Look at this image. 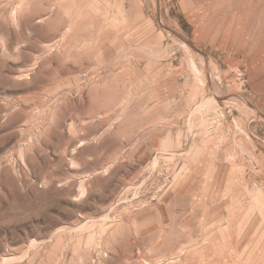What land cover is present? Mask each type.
Wrapping results in <instances>:
<instances>
[{
	"label": "rangeland",
	"instance_id": "374dc122",
	"mask_svg": "<svg viewBox=\"0 0 264 264\" xmlns=\"http://www.w3.org/2000/svg\"><path fill=\"white\" fill-rule=\"evenodd\" d=\"M0 264H264V0H0Z\"/></svg>",
	"mask_w": 264,
	"mask_h": 264
}]
</instances>
